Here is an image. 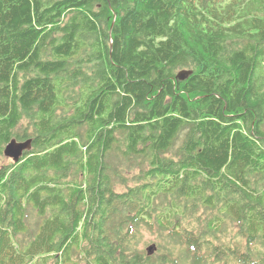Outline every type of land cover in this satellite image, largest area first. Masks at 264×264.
Masks as SVG:
<instances>
[{"label":"trees","instance_id":"1","mask_svg":"<svg viewBox=\"0 0 264 264\" xmlns=\"http://www.w3.org/2000/svg\"><path fill=\"white\" fill-rule=\"evenodd\" d=\"M0 264H264V0H0Z\"/></svg>","mask_w":264,"mask_h":264},{"label":"water","instance_id":"2","mask_svg":"<svg viewBox=\"0 0 264 264\" xmlns=\"http://www.w3.org/2000/svg\"><path fill=\"white\" fill-rule=\"evenodd\" d=\"M191 72L183 71L181 74L178 75L179 79H184L185 76L187 77L190 75ZM32 142L33 140H27L24 142H19L17 140H12L5 148V154L7 157L13 159L15 162H19L25 152L30 151L32 149ZM150 252L152 248L148 249Z\"/></svg>","mask_w":264,"mask_h":264},{"label":"rangeland","instance_id":"3","mask_svg":"<svg viewBox=\"0 0 264 264\" xmlns=\"http://www.w3.org/2000/svg\"><path fill=\"white\" fill-rule=\"evenodd\" d=\"M183 71H187V70H183ZM183 71H180L178 73V75L181 74ZM146 238H147V243L149 244L147 249L154 247L153 242L157 241L158 237H156V236L152 237L150 235H147ZM158 241H159V239H158Z\"/></svg>","mask_w":264,"mask_h":264}]
</instances>
